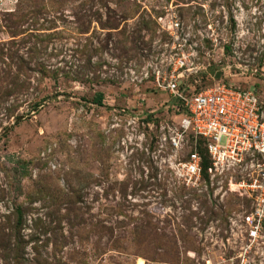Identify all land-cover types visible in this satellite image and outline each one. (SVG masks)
Instances as JSON below:
<instances>
[{
    "label": "rangeland",
    "instance_id": "rangeland-1",
    "mask_svg": "<svg viewBox=\"0 0 264 264\" xmlns=\"http://www.w3.org/2000/svg\"><path fill=\"white\" fill-rule=\"evenodd\" d=\"M178 58L188 94L254 92L264 119V0H0V264H241L243 177L175 174L193 148L155 76Z\"/></svg>",
    "mask_w": 264,
    "mask_h": 264
},
{
    "label": "built area",
    "instance_id": "built-area-1",
    "mask_svg": "<svg viewBox=\"0 0 264 264\" xmlns=\"http://www.w3.org/2000/svg\"><path fill=\"white\" fill-rule=\"evenodd\" d=\"M166 24L165 30L172 38L179 23L170 18ZM184 66L183 59L178 58L169 72L155 76L158 87L177 101L172 106L178 121L170 138L171 146L177 151L189 145L193 148L185 161L176 164L175 174L187 187L201 179L203 158L198 142L202 140L207 175L214 177L231 169L243 177L230 186L250 205L243 220L245 244L238 255L240 263L246 264L248 253L263 237L264 228V119L258 99L254 92L223 83L188 94L179 85L180 75L176 74Z\"/></svg>",
    "mask_w": 264,
    "mask_h": 264
},
{
    "label": "trees",
    "instance_id": "trees-1",
    "mask_svg": "<svg viewBox=\"0 0 264 264\" xmlns=\"http://www.w3.org/2000/svg\"><path fill=\"white\" fill-rule=\"evenodd\" d=\"M102 101H103V94L102 93H97L94 98L92 99V103L95 104L96 106H101L102 105ZM176 101V100H175ZM177 102V101H176ZM199 148H198V151H199V154L202 156L203 158V163H202V175H205L207 174L206 173V168L208 166V161L206 160V156H205V153H204V149H202V145H203V141L202 140H199ZM16 213H17V216H18V221H20L21 219V211L20 209H17L16 210Z\"/></svg>",
    "mask_w": 264,
    "mask_h": 264
}]
</instances>
